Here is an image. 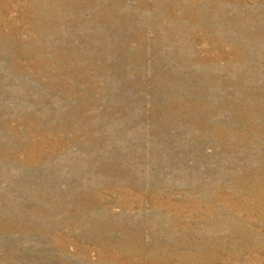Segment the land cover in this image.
I'll list each match as a JSON object with an SVG mask.
<instances>
[{
	"label": "rangeland",
	"instance_id": "rangeland-1",
	"mask_svg": "<svg viewBox=\"0 0 264 264\" xmlns=\"http://www.w3.org/2000/svg\"><path fill=\"white\" fill-rule=\"evenodd\" d=\"M0 264H264V0H0Z\"/></svg>",
	"mask_w": 264,
	"mask_h": 264
}]
</instances>
